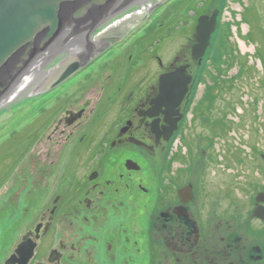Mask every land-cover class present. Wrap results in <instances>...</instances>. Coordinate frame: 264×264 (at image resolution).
<instances>
[{"label": "rangeland", "instance_id": "obj_1", "mask_svg": "<svg viewBox=\"0 0 264 264\" xmlns=\"http://www.w3.org/2000/svg\"><path fill=\"white\" fill-rule=\"evenodd\" d=\"M215 11H218L216 31L206 54L194 61L192 51L198 21ZM156 55L163 58L166 66L181 57L180 64L184 65L173 72L182 67L187 70L192 62L189 76L194 75L196 81L187 109L184 141L191 150L186 151L181 146L183 141L178 143L177 138L166 152L175 153L168 166L163 159L151 163L146 157L135 158L141 167L135 173L140 180L136 195L153 196L155 201L157 195H164L167 178L159 177L164 169L167 176H173L170 192L176 195L181 187V178L175 177L178 169L180 165L188 167L193 158L194 168L188 169L185 176L197 190L200 185L209 184L225 191L233 176L228 171L236 169L234 163L245 158L251 164L259 161L256 154H264V0H172L70 84L27 109L25 104L19 105L14 115L0 118V264L27 226L36 223L42 206L51 196H60L61 202L66 195H76L67 207L69 210L81 199L76 185L67 194L65 180L74 165L79 163L78 167L84 168L81 163H88L81 159L86 152L81 149L83 152L77 156L72 150L75 141L71 138L67 141L66 136L55 133V127L49 126L51 121L58 122L66 109L78 104L75 107L78 110L85 101H90V109L107 111L108 116L120 114L126 97L134 90L139 95L140 88L149 89L159 71L164 70ZM170 73L163 74L160 81ZM178 96L179 93L177 99ZM81 132L76 133L77 137ZM193 148L196 154L185 162V153L192 155ZM70 153L73 158L69 160ZM67 161L69 165L65 166ZM201 161L205 164L200 166ZM141 185L147 192L138 188ZM235 191L233 187L232 192ZM238 199L242 204L243 195ZM149 207L144 204L141 224L145 223Z\"/></svg>", "mask_w": 264, "mask_h": 264}, {"label": "flooded vegetation", "instance_id": "obj_2", "mask_svg": "<svg viewBox=\"0 0 264 264\" xmlns=\"http://www.w3.org/2000/svg\"><path fill=\"white\" fill-rule=\"evenodd\" d=\"M115 28L110 32L108 50L120 35L124 40L130 32ZM156 57L164 70L159 71L149 89L140 88L139 95L138 90L128 95L120 114L108 116L107 111L90 109L91 103L76 110L77 104L66 109V116L58 122L51 121L49 126L55 127V133L75 141L72 150L77 156L86 152L81 159L88 163H81L84 168L78 167L79 163L74 165L65 180L67 194L76 185L81 199L69 210L76 195H66L61 202L60 196H51L36 223L27 226L1 264L10 259L11 264H19L31 249L27 264H264V154H256L263 164L258 160L251 164L246 158L234 163L236 169L228 171L233 176L225 191L209 184L197 190L194 183L187 182L185 174L194 168L193 158L188 167L180 165L178 169L175 177L181 178V187L176 195H171L172 175L167 176L165 169L159 176L167 178L164 195H157L156 201L153 196L136 195L140 180L135 173L141 167L135 158L146 157L151 163L163 159L168 166L175 153L166 152L177 138L186 151L191 150L184 141L187 109L196 81L194 75L189 76L192 62L185 72L191 79L178 105L177 94L160 100L159 82L163 74L184 65L180 64L181 57L167 66L160 55ZM196 152L193 148L192 155L185 153V162ZM71 153L69 160L73 158ZM203 164L205 161L200 162V166ZM138 188L147 192L142 185ZM121 191L123 195L118 194ZM145 203L150 209L141 224Z\"/></svg>", "mask_w": 264, "mask_h": 264}, {"label": "water", "instance_id": "obj_3", "mask_svg": "<svg viewBox=\"0 0 264 264\" xmlns=\"http://www.w3.org/2000/svg\"><path fill=\"white\" fill-rule=\"evenodd\" d=\"M171 1L0 0V118L14 115L20 103L27 109L88 70L90 62L118 47ZM217 19L218 11L200 17L194 61L206 54ZM113 27L130 32L108 50ZM186 68L161 78L160 100L179 93L180 104L191 79ZM31 256L32 249L19 264Z\"/></svg>", "mask_w": 264, "mask_h": 264}, {"label": "bare ground", "instance_id": "obj_4", "mask_svg": "<svg viewBox=\"0 0 264 264\" xmlns=\"http://www.w3.org/2000/svg\"><path fill=\"white\" fill-rule=\"evenodd\" d=\"M95 61H96V60L90 62L89 65H90L91 63L95 62ZM68 83L70 84V81H69ZM68 83H66V84H64V85H67ZM64 85L61 86L60 88L64 87ZM60 88H58L57 90H59ZM57 90L53 91L52 93H50L49 95H47V96L44 97V98H48V97L52 96V94H55V92H56ZM42 99H43V98H42ZM46 100H47V99H46ZM24 104H25V103H20V105H24ZM86 104H90V101H85V102L82 104V106H84V105H86ZM90 107H91V106H90ZM91 109H92V108H91ZM66 113H67V112H65L63 116H66ZM137 238H138L137 243L139 244V242H140V240H141V236H140V234L137 235Z\"/></svg>", "mask_w": 264, "mask_h": 264}, {"label": "trees", "instance_id": "obj_5", "mask_svg": "<svg viewBox=\"0 0 264 264\" xmlns=\"http://www.w3.org/2000/svg\"><path fill=\"white\" fill-rule=\"evenodd\" d=\"M213 85H215V86H216V85H217V83H216V84H213ZM203 99H204V97L202 98V100H203Z\"/></svg>", "mask_w": 264, "mask_h": 264}, {"label": "built area", "instance_id": "obj_6", "mask_svg": "<svg viewBox=\"0 0 264 264\" xmlns=\"http://www.w3.org/2000/svg\"><path fill=\"white\" fill-rule=\"evenodd\" d=\"M239 43V42H238Z\"/></svg>", "mask_w": 264, "mask_h": 264}]
</instances>
